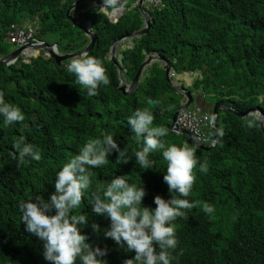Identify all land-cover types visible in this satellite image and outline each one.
I'll return each mask as SVG.
<instances>
[{"label": "trees", "instance_id": "1", "mask_svg": "<svg viewBox=\"0 0 264 264\" xmlns=\"http://www.w3.org/2000/svg\"><path fill=\"white\" fill-rule=\"evenodd\" d=\"M74 1L0 0V55L9 51L5 42L9 25L26 18L36 20L41 39L52 34V42L61 51L82 48L87 41L83 31L66 17ZM133 1L124 4L130 9L114 14H120L115 22L92 8L84 13L94 23L96 34L88 54L103 61L110 78V84L102 85L94 96L75 84V77L65 68L69 60L57 65L41 52L33 57L24 54L10 65L0 64V92L25 117L5 126L0 116V264H51L43 255L44 242L26 231L19 202L36 195L50 199L56 173L89 139L112 134L120 149L127 147L131 158L117 164L119 153L113 151L105 166L90 169L94 188L124 176L129 183L143 185V206L154 209L157 195L171 198L163 179L162 152L150 153L153 168L149 169L140 168L132 155L142 147L143 138H136L128 117L144 108L154 115L153 126L168 128V135L162 138L166 143L180 145L186 139L196 148L198 162L208 165L207 173H201L198 163L196 182L186 197L194 207L185 210L186 219L173 221L178 245L172 264H264L262 130L245 127V116L219 109L216 130L223 129L224 135H217L216 144L209 149L198 148L171 131L172 114L182 95L166 80L158 62L145 69L131 93L118 90L117 70L107 52L118 36L141 27L142 17L136 6L131 7ZM163 2L159 10L147 9L152 19L148 31L134 39L131 48L119 52L126 81L133 78L146 54L155 52L168 58L177 73L200 69L188 88L203 110L210 111L215 102H221L240 111L254 107L264 111V0ZM153 100L160 103L152 105ZM20 136L40 152L39 161L27 158L18 167L13 142ZM207 136H213L210 128ZM84 197L79 211L86 214L87 223L79 227L93 247L107 249L102 259L107 264H123L134 257V252L105 237L109 219L93 212L89 191ZM204 204L214 208L211 215L203 211ZM93 224L100 226L99 232L93 230Z\"/></svg>", "mask_w": 264, "mask_h": 264}, {"label": "clouds", "instance_id": "2", "mask_svg": "<svg viewBox=\"0 0 264 264\" xmlns=\"http://www.w3.org/2000/svg\"><path fill=\"white\" fill-rule=\"evenodd\" d=\"M84 3L88 4L83 5ZM164 5L163 2V6L153 7L150 2L145 0L143 9L145 12H147V9L159 10ZM123 6V0H82L70 10V14H77V19L84 26H89L92 21L88 20L84 14L88 9L92 8L97 10L100 15L110 18L118 13ZM134 6L137 7V5ZM79 13L80 15H78ZM25 22L27 25L36 28L38 42H30L31 44L45 41L37 36L38 25L36 20L26 18L20 23L12 24L19 25ZM12 24L9 25L5 32V42L11 45L10 48L8 47V52L22 46L12 44L6 40V33ZM134 39H137V37L132 38V40L127 39L128 43H131V47ZM86 40H88L87 37ZM49 44H56L57 51L61 53L76 51H61L57 43L52 42ZM32 49L29 48L28 50L32 51ZM122 49L125 48L122 47ZM41 52L45 56H48L41 50L38 53ZM26 55L28 54L26 53ZM21 57L19 56L16 60ZM29 57H33V55ZM120 57H117V59L121 62ZM107 58L109 59L108 52ZM65 68L68 73L75 77V84L81 85L87 90L88 96L96 95L102 85L107 86L110 84V78L103 61L86 52L70 59L65 65ZM194 72L183 71L177 73L171 66L170 77L173 80L178 78L181 83L186 84L188 87L192 81L190 83H187L186 80L182 81L179 75L181 73L199 75L200 73ZM191 93L193 102L189 106H200L195 101L194 93ZM150 103L152 105H158L160 101L153 100ZM205 112L211 115V110ZM0 116H3L5 126L12 125L15 122H22L25 119L19 107L5 102L3 92H0ZM153 121L154 115L148 108L136 109L128 117V124L136 138L138 140L141 137L143 138L142 147L132 153L135 157L136 164L142 169L153 168L149 155L157 151L162 152V158L165 162L166 171L163 179L168 185V190L172 193V196L170 199H165L160 195L155 196L154 203L156 207L154 209L142 205V200L146 195L143 185L138 186L134 183H129L124 176H115L105 186L93 187L92 172L90 169L105 166L108 163L110 153L113 151L119 153L116 161L117 164L121 162L127 163L131 159L127 147L120 149L114 136L108 133L103 134L101 138L86 141L79 149V153L62 165L56 173L55 192L51 194L50 199L45 200L43 196L36 195L35 199L30 198L19 202V209L22 214L21 220L25 225L26 231L37 236L44 242L43 255L51 264H78V262L79 264H107L102 259L107 254V249H101L98 246L93 247L88 242V237L82 234L79 227L87 223L86 214L79 211L86 191H89L91 194V200L88 202L92 205L93 212L97 215L107 217L110 221L109 226L104 229L105 237L111 238L118 246L125 248L126 251L135 253L134 257L125 259L123 264H172V261L177 258L173 256V252L178 245L173 221L177 218L186 219L185 210H190L194 207V204L189 202L186 197L189 196L196 182L195 172L199 162L196 157L195 147L189 146L186 139L180 145L166 143L162 138L168 135V128L153 126ZM244 126L249 129L264 127V111L260 112L258 109H254L249 112L244 118ZM215 132L218 136L224 135L223 129L216 130V124ZM213 136L211 139L207 136V140L205 141H201L200 138L199 140L208 146L211 145ZM13 148L16 150L13 153V159L18 158V167L25 164L27 158L35 161L41 159L40 152L32 144L26 143L24 136H20L13 142ZM199 171L201 173H207L208 165L206 161L199 163ZM53 210L54 214H52ZM203 211L211 215L214 212V208L208 204H204ZM92 227L94 231H100L98 224H93Z\"/></svg>", "mask_w": 264, "mask_h": 264}, {"label": "water", "instance_id": "3", "mask_svg": "<svg viewBox=\"0 0 264 264\" xmlns=\"http://www.w3.org/2000/svg\"><path fill=\"white\" fill-rule=\"evenodd\" d=\"M82 0H76L72 5H70L66 11V17L70 20V22L72 23L73 26L78 27L80 30L83 31L84 35L87 37V43L85 44V46L83 48H81L80 50H76V51H72V52H58L57 51V45L56 44H49L48 42L45 41H40L39 43H35V44H31L30 42L26 45H22L19 46L17 48H14L13 50H11L10 52H8L6 55L4 56H0V63H3L5 65L11 64L13 63L19 56H23V53H27L29 56H35L36 53H38L40 50L45 52L49 57L53 58L55 63L57 65H61L63 64V62L65 60H69L75 57H78L81 55V53H88L92 47L94 46L95 40H96V34L95 32H93L92 30V26H93V22H90L89 26H84L78 19H77V14H70V10L72 8H74L75 6H77ZM137 8L143 18V25L134 31L125 33L123 35L118 36L115 40L112 41V43L109 46V50H108V55H109V59L113 62L114 66L116 67L117 70V74H118V90H120L121 92H123L124 94H129L131 93L137 86L138 82L140 81V79L142 78V72L145 68H147L149 65H151V63L157 61L161 64L162 68L164 69V74H165V78L166 80L182 95V98L180 100V106L174 111V113L172 114V118H171V124H170V130L177 133V134H181L184 135L186 138H189L194 144L195 146H197L198 148L201 149H209L211 148L214 143L216 142L217 139V134L215 132V124H216V120H217V115H218V110L219 109H225L228 110L232 113H234L237 116H241L244 117L246 116L249 112L253 111L254 109H258L260 112H263V110L260 107H255V108H249L245 111H239L233 107H231L230 105H226L224 103L221 102H216L213 104L212 109H211V123H210V127L214 132V136H213V140L211 145H204L203 143H201V141L199 140V138L197 136H195L194 134H192L191 132H189L188 130L182 128L181 126H179V124L177 123V116L179 115V113L181 111H183L184 109H186L192 102H193V96L191 91L188 89L186 84H183L180 82V80L178 78H176L175 80L171 79L170 77V71H171V63L170 60L168 58H164L163 56L159 55L158 53H148L144 59L142 60L137 72L135 73V75L133 76V78L127 82L125 80V76L123 73V69L121 66V62L117 59L116 56V49H117V45L119 43V41L121 40H125V39H132V38H139L141 35L145 34L149 27L151 26V17L148 15L147 12H145V10L143 9V4L145 2V0H137ZM125 3V0H123V5ZM125 11V8L123 6V8L121 9L120 14H122ZM119 14V15H120ZM80 15V13L78 14ZM111 16L110 18H108L110 21L115 22L118 19V16ZM123 48H130L131 47V43L126 44L125 46L122 45ZM29 48H33L32 50H34L33 53H28V49ZM56 48V49H55ZM200 69H196L194 73H199ZM262 130V133L264 135V127H260Z\"/></svg>", "mask_w": 264, "mask_h": 264}, {"label": "built area", "instance_id": "4", "mask_svg": "<svg viewBox=\"0 0 264 264\" xmlns=\"http://www.w3.org/2000/svg\"><path fill=\"white\" fill-rule=\"evenodd\" d=\"M153 7L163 6L161 0H147ZM6 40L15 45H23L28 42H38L36 28L25 23L10 26L6 33ZM211 115L202 110L198 105L188 106L177 116V123L182 128L200 138L207 140V130L210 128Z\"/></svg>", "mask_w": 264, "mask_h": 264}, {"label": "rangeland", "instance_id": "5", "mask_svg": "<svg viewBox=\"0 0 264 264\" xmlns=\"http://www.w3.org/2000/svg\"><path fill=\"white\" fill-rule=\"evenodd\" d=\"M74 2H75V1H74ZM74 2H73V3H74ZM73 3H71L70 5H72ZM85 4H88V3H84L83 5H85ZM131 5H132V7H133V5H137V0H134V2H133ZM145 5H146V4H145ZM126 9H130V7L126 8ZM84 22H85V21H84ZM87 24H88V23H87ZM51 36H52V37H51ZM53 38H54V36H53L52 34H48V35H46V36L44 37V40L47 41V42H49V43H52ZM130 40H132V39H130ZM126 44H128V40H127V39L119 41L118 46H117V49H116L117 57H120L119 52H120V50H122L121 45L125 46ZM8 47L10 48L11 45L9 44V45L7 46V48H8ZM69 60H70V59H69ZM146 69H147V68H146ZM144 72H145V70L143 71V74H144ZM183 74H184V73H181V75H179V77L182 79V81L185 80V79L182 77ZM188 75L190 76V81H189V82L186 81L187 83H190L191 81H193V79H194L196 76H198V75H196V74H193V75L188 74Z\"/></svg>", "mask_w": 264, "mask_h": 264}, {"label": "bare ground", "instance_id": "6", "mask_svg": "<svg viewBox=\"0 0 264 264\" xmlns=\"http://www.w3.org/2000/svg\"><path fill=\"white\" fill-rule=\"evenodd\" d=\"M32 52H33V50H32V51H29V50H28V53H32ZM182 77H183L187 82L190 81V76H189V75H187V74L184 73V74L182 75ZM202 93H203V92H202ZM199 104H200V103H199ZM178 138H179V137H178ZM178 138H177V139H178Z\"/></svg>", "mask_w": 264, "mask_h": 264}]
</instances>
